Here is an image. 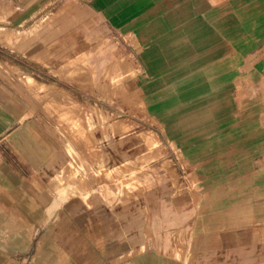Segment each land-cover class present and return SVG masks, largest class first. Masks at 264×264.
<instances>
[{"label": "crops", "instance_id": "1", "mask_svg": "<svg viewBox=\"0 0 264 264\" xmlns=\"http://www.w3.org/2000/svg\"><path fill=\"white\" fill-rule=\"evenodd\" d=\"M0 264H264V0H0Z\"/></svg>", "mask_w": 264, "mask_h": 264}, {"label": "rangeland", "instance_id": "2", "mask_svg": "<svg viewBox=\"0 0 264 264\" xmlns=\"http://www.w3.org/2000/svg\"><path fill=\"white\" fill-rule=\"evenodd\" d=\"M128 136L131 138V140H135V141H136V143H137V147H138V149H139L140 151H144V150L146 149V145L143 144V141H142V140L136 138V137H135L134 135H132V134H129Z\"/></svg>", "mask_w": 264, "mask_h": 264}, {"label": "bare ground", "instance_id": "3", "mask_svg": "<svg viewBox=\"0 0 264 264\" xmlns=\"http://www.w3.org/2000/svg\"><path fill=\"white\" fill-rule=\"evenodd\" d=\"M122 185V184H121ZM107 195V194H106Z\"/></svg>", "mask_w": 264, "mask_h": 264}]
</instances>
